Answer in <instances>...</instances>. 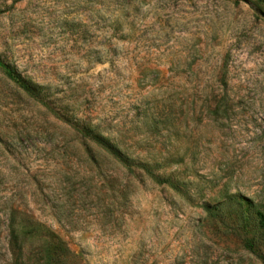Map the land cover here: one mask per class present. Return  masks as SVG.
<instances>
[{
	"label": "rangeland",
	"instance_id": "rangeland-1",
	"mask_svg": "<svg viewBox=\"0 0 264 264\" xmlns=\"http://www.w3.org/2000/svg\"><path fill=\"white\" fill-rule=\"evenodd\" d=\"M253 1L0 0V264H264Z\"/></svg>",
	"mask_w": 264,
	"mask_h": 264
},
{
	"label": "trees",
	"instance_id": "trees-1",
	"mask_svg": "<svg viewBox=\"0 0 264 264\" xmlns=\"http://www.w3.org/2000/svg\"><path fill=\"white\" fill-rule=\"evenodd\" d=\"M263 0H254L252 4L256 8H262L264 5ZM0 69L4 72L6 77L17 85L24 93L28 96L40 100V95L38 93V86L33 83L31 80L23 77L18 69L15 66L2 60L0 56ZM42 102V101H41ZM86 133H91L90 130H86ZM84 132V133H85ZM107 151L125 168V170L131 174L135 175L137 170L143 172L148 176L155 184L157 185H168L169 187L176 189L175 183L172 179H167L161 177L154 170V166L148 165L146 163H141L133 160L132 158L124 155L120 150L113 149L112 147L106 146ZM261 227H264V214L262 212L256 213ZM21 239H17V242ZM63 243L57 240V249L53 246L51 241L42 239L39 247V254L41 255L40 259L42 260L41 264H58L59 263V253L58 251L62 249ZM249 247L252 248V242L250 241ZM20 253L25 257L26 252L23 247L19 248ZM264 262V259H263Z\"/></svg>",
	"mask_w": 264,
	"mask_h": 264
},
{
	"label": "water",
	"instance_id": "water-1",
	"mask_svg": "<svg viewBox=\"0 0 264 264\" xmlns=\"http://www.w3.org/2000/svg\"><path fill=\"white\" fill-rule=\"evenodd\" d=\"M247 1V0H244ZM261 16L264 18V11H260Z\"/></svg>",
	"mask_w": 264,
	"mask_h": 264
}]
</instances>
